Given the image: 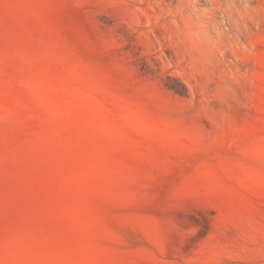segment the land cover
I'll list each match as a JSON object with an SVG mask.
<instances>
[{"label": "rangeland", "instance_id": "rangeland-1", "mask_svg": "<svg viewBox=\"0 0 264 264\" xmlns=\"http://www.w3.org/2000/svg\"><path fill=\"white\" fill-rule=\"evenodd\" d=\"M0 264H264V0H0Z\"/></svg>", "mask_w": 264, "mask_h": 264}, {"label": "clouds", "instance_id": "clouds-1", "mask_svg": "<svg viewBox=\"0 0 264 264\" xmlns=\"http://www.w3.org/2000/svg\"><path fill=\"white\" fill-rule=\"evenodd\" d=\"M241 48H242V51H245V52H247V51L250 50V49L247 47V45H242Z\"/></svg>", "mask_w": 264, "mask_h": 264}, {"label": "trees", "instance_id": "trees-1", "mask_svg": "<svg viewBox=\"0 0 264 264\" xmlns=\"http://www.w3.org/2000/svg\"><path fill=\"white\" fill-rule=\"evenodd\" d=\"M177 91H180L179 89H176Z\"/></svg>", "mask_w": 264, "mask_h": 264}]
</instances>
